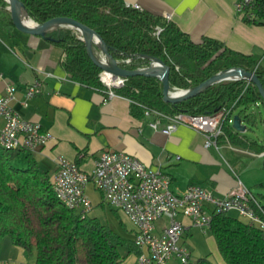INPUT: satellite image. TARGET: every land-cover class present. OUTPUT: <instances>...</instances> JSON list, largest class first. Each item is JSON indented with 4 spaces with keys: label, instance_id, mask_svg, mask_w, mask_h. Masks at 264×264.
Wrapping results in <instances>:
<instances>
[{
    "label": "trees",
    "instance_id": "trees-1",
    "mask_svg": "<svg viewBox=\"0 0 264 264\" xmlns=\"http://www.w3.org/2000/svg\"><path fill=\"white\" fill-rule=\"evenodd\" d=\"M30 16L41 22L57 15L72 16L93 27L107 43L121 65L135 69L149 63L142 54L162 58L170 66L173 86L189 88L208 76L233 66L256 72L264 86V65L252 55L240 53L225 42L204 36L194 40L171 19L127 5L124 0H21ZM5 7V0H0ZM247 10L256 13L249 22L263 23L264 0H252ZM24 16L29 17L23 11ZM157 26L162 29L157 32ZM46 35L60 46L62 64L72 77L100 89L103 71L89 56L79 31L69 26L49 29ZM96 52L101 49L93 44ZM130 58L129 61H126ZM116 92L133 101V109L156 108L166 113H217L223 108L238 111L247 124L255 125L264 112L258 87L244 78L214 82L197 94L170 103L163 99V83L154 75L128 76ZM260 107L258 111L252 106ZM263 116V115H262ZM261 119L264 120V117ZM249 128V126H248ZM252 146L258 140L232 129L228 118L217 142ZM259 149L264 151V144ZM24 149H8L0 144V240L9 235L25 253L36 252V264H122L124 253L140 252L132 237L123 235L99 217L66 206L57 196L53 177L33 156L27 154L26 167L13 160ZM78 161V160H77ZM210 231L227 264H264V229L240 216L220 212L213 216ZM194 264H217L208 255Z\"/></svg>",
    "mask_w": 264,
    "mask_h": 264
},
{
    "label": "crops",
    "instance_id": "crops-1",
    "mask_svg": "<svg viewBox=\"0 0 264 264\" xmlns=\"http://www.w3.org/2000/svg\"><path fill=\"white\" fill-rule=\"evenodd\" d=\"M124 1L139 4L141 9L154 14L169 15V19L194 40L204 36L219 39L231 49L252 55L264 65V22L247 21L236 10L237 0ZM63 56L62 48L51 39L17 29L8 18L6 6L0 4V95L5 93L8 84H15L17 91L12 100L13 107L53 134L52 140L41 150L33 152L53 178L59 155L78 160L84 170L91 171L100 153L110 148L131 153L150 166H162L171 176L172 186L177 191L189 184H202L215 195L224 196L238 184L240 175L234 168L241 161L245 163L250 159L264 169V151L259 149L264 144L261 137L252 146L222 141L217 148L205 144L202 132L184 124L165 134L150 125L153 116L145 115L142 110L134 111L129 97L116 93L104 102V92L100 88L75 80L64 68ZM102 57L108 59L106 55L102 54ZM35 80H40L41 90L27 98L25 88ZM252 108L258 111L261 106ZM233 114H238V111ZM240 117L246 130L239 131L231 123L232 129L251 141L255 140L247 134L248 124L243 116ZM167 121L162 118L161 126ZM3 124L4 120L0 118V128ZM18 157H23V151ZM241 180L251 190L253 179ZM88 188L89 183L86 192L93 205L104 202L102 192L95 185L90 191ZM259 200L263 203L261 198ZM119 213L129 218L124 212ZM179 217L186 225L181 239L185 244L196 225L187 216ZM165 223L167 219H161L157 223L158 230ZM130 229L133 238L135 225ZM170 261L181 264L176 257Z\"/></svg>",
    "mask_w": 264,
    "mask_h": 264
},
{
    "label": "built area",
    "instance_id": "built-area-1",
    "mask_svg": "<svg viewBox=\"0 0 264 264\" xmlns=\"http://www.w3.org/2000/svg\"><path fill=\"white\" fill-rule=\"evenodd\" d=\"M252 0H237L236 10L246 18H256L247 6ZM127 5L141 8L139 4ZM169 18V15L166 16ZM157 26V32L161 31ZM127 58L126 61H129ZM124 61V59H121ZM104 85L103 101L116 95V87L124 85L127 77L106 78L100 73ZM249 81V80H248ZM41 90L40 80H35L25 88L27 98ZM17 91L15 84H8L0 95V118L4 120L0 128V144L8 149H26L31 152L41 150L53 138L51 131L44 129L37 121L25 118L12 105ZM144 114L153 116L150 125L154 129L170 134L180 124L202 132L206 145H215L222 133L224 119L233 122L231 108H223L217 113H166L156 108L144 107ZM162 118L168 121L161 126ZM57 171L53 178L54 190L58 198L68 207L88 214L93 203L86 192V185L93 182L103 199L112 207L124 212L135 225L133 236L140 252L139 264H169L176 257L181 264H194L191 250L181 242L186 225L180 215L191 218L194 225L210 228L213 216L220 212L236 210L240 217L264 229V205L238 177L235 189L224 196L215 195L202 184H189L177 191L172 186L171 176L162 166H150L139 157L123 150L105 149L95 160L91 171L84 170L75 159L59 155ZM167 219L160 230L157 223Z\"/></svg>",
    "mask_w": 264,
    "mask_h": 264
},
{
    "label": "water",
    "instance_id": "water-1",
    "mask_svg": "<svg viewBox=\"0 0 264 264\" xmlns=\"http://www.w3.org/2000/svg\"><path fill=\"white\" fill-rule=\"evenodd\" d=\"M6 8L8 11V18L10 22L19 30L30 33L38 34L47 38H51L46 35V32L57 26H69L77 29L81 34V38L85 42L86 50L92 60L102 68L103 71H109L113 76H131V75H154L157 76L163 83V99L170 103H176L178 101L187 99L198 92L202 91L204 88L210 84L221 81V80H231L244 78L253 82L259 89L261 96L264 99V86L256 74L255 71L243 68L242 66H233L220 70L210 76L205 80L200 82L198 85L189 87V88H179L171 85L169 74L170 66L166 62L154 55L142 54V57L149 59V63L135 68L130 69L121 65L119 59H117L110 51L107 46V43L104 41L102 36L91 26L86 23L66 15H57L49 17L41 22L34 20L28 11L26 10L24 3L21 0H5ZM19 7L26 15L29 16L31 20V25L23 23L17 16L16 8ZM98 39V40H97ZM93 44H96L100 49L101 53H98L94 50ZM103 55L109 56L111 62H108L102 57ZM233 127L239 131H245L246 125L242 123L241 117L239 114L233 115Z\"/></svg>",
    "mask_w": 264,
    "mask_h": 264
},
{
    "label": "rangeland",
    "instance_id": "rangeland-1",
    "mask_svg": "<svg viewBox=\"0 0 264 264\" xmlns=\"http://www.w3.org/2000/svg\"><path fill=\"white\" fill-rule=\"evenodd\" d=\"M98 53H101V51ZM262 115L259 114L258 122L255 125L248 124L249 128L246 131L248 135L257 140L260 139L259 137L264 139V120L261 119V116L264 117V112ZM28 153V150H23V157L14 159L12 163L18 167H26ZM234 170L239 173L241 179H253L250 188L264 203V169L259 168L249 159L245 163L241 161V163L236 165ZM93 185V182H89L88 191L93 188ZM93 208L90 211L91 215L99 217L104 223L123 235L129 237L133 235V231L130 229L133 227L132 221L119 213L122 211H116V208L105 201L93 205ZM229 213L234 216H240L236 210H230ZM193 232V235L185 243L192 250V263H195L198 258L208 255L217 264H227L218 250L210 229L196 225ZM121 249L124 253L122 264H138L136 261L137 253L135 251L127 252L124 247ZM0 264H36V252L25 253L24 249L20 245L15 244L9 235H5L0 240ZM169 264H172L171 261Z\"/></svg>",
    "mask_w": 264,
    "mask_h": 264
},
{
    "label": "bare ground",
    "instance_id": "bare-ground-1",
    "mask_svg": "<svg viewBox=\"0 0 264 264\" xmlns=\"http://www.w3.org/2000/svg\"><path fill=\"white\" fill-rule=\"evenodd\" d=\"M16 13H17L18 18H19L23 23L28 24V25H31V20H29L28 18L24 17L21 8L17 7V8H16ZM97 40H98V39H97ZM106 61L111 62L109 56H108V59H106ZM104 76H105L106 78H113V75H112L109 71H104Z\"/></svg>",
    "mask_w": 264,
    "mask_h": 264
}]
</instances>
